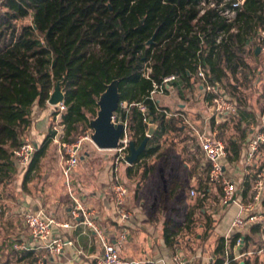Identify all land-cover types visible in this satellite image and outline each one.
Segmentation results:
<instances>
[{"label": "trees", "instance_id": "trees-1", "mask_svg": "<svg viewBox=\"0 0 264 264\" xmlns=\"http://www.w3.org/2000/svg\"><path fill=\"white\" fill-rule=\"evenodd\" d=\"M213 1L217 6L222 2ZM203 3L209 0L6 1L0 8V185L12 183L18 172L25 170L15 165L13 151L23 144L35 116L49 108L59 82L65 93V111L57 109L52 114L49 132L36 149L26 179L54 140L56 117L62 114L63 142H76L92 131L100 97L114 81L119 82L121 94L116 115L127 122L128 135L137 147L149 129L145 118L153 119L160 129L187 128L181 115L167 119L168 109L151 98L154 86L162 85L170 76L177 77L170 87L183 101L193 93L199 82L198 71L203 69L208 82L219 84L229 98L249 106L248 91L258 85L264 68V56L262 52L258 55V48L264 50L259 35L264 30V0H245L232 23L220 16L217 8H204ZM227 6L231 7V2ZM221 34L225 37L217 43ZM125 103L128 111L122 107ZM224 129L225 125H220L221 136ZM225 143L229 161L239 160L241 143L233 137ZM156 150L146 148L136 164ZM251 168L257 171L261 167ZM245 188L247 194L251 179ZM196 208L202 210L205 203H198ZM198 224L193 217L188 219L183 233H192ZM211 226L208 220L207 233ZM257 230L258 226L250 235H235L231 246L243 237V251L247 252ZM170 233L167 229L166 242L175 251L179 240ZM225 247V238H221L214 251V264L226 262ZM38 258L36 251L11 249L0 257V264H35ZM245 260L246 264H257Z\"/></svg>", "mask_w": 264, "mask_h": 264}, {"label": "crops", "instance_id": "crops-1", "mask_svg": "<svg viewBox=\"0 0 264 264\" xmlns=\"http://www.w3.org/2000/svg\"><path fill=\"white\" fill-rule=\"evenodd\" d=\"M261 52L264 54V50H260ZM258 81L259 85V83L264 81V78L258 77ZM171 89L174 90L173 88ZM199 90L204 95L205 100L207 99L206 103L209 104V98L200 84ZM191 95L193 93L188 95L187 101L181 100L176 91H169L168 94L156 97L157 103L162 108L168 109L166 111L169 115L167 119L181 115L187 124V128H183L181 131H173L170 127L160 129L155 124L157 130L155 135L149 139L150 142H148L147 148L150 147L157 150L152 156L141 160L139 164L129 165L125 162H116L117 155L107 154V152L113 151L99 150L94 144L90 146L89 151L82 157L79 167L72 173L69 179L68 183L71 186L72 194L79 198L90 211L98 213L99 220L103 223L114 241L113 238L117 227L114 222V201L109 190V185L116 177L122 183L126 182L125 184H127L129 190L128 206L134 214V228L127 242L120 249L121 258L126 262L152 261L154 264H172L173 255L177 251L182 252V243L191 244L192 236L195 235L200 242L203 244L210 243L212 247L210 254L205 256L202 253L197 254L196 257L200 259V264H214V251L221 238H225L226 257L227 253H229L231 257L237 258L233 263L246 264L245 259L247 258L251 259L252 263H258L264 255V252L262 254L258 253L262 248L259 230L253 235V240L250 242L247 252L243 251L246 244L243 247H236V244L231 246V239L237 235L230 231L231 225L238 214L236 205H232L236 208L232 214L230 213L233 207L230 206L228 209H222L223 214L219 219L215 217V220H213L208 215L207 204L212 200H221V189L219 186L209 184V169L205 165L204 156L201 152L195 130L216 133L222 139L219 130L222 123L219 122L217 124L214 121H209L210 115L208 116L201 112L197 119L194 118L187 111V105L182 103L188 102ZM48 110L49 108L43 112H39L35 116L33 126L27 132L36 138L33 140V143H35L37 148L40 142H44L52 123V115L47 113L49 112ZM244 113L250 114L251 112ZM241 119L243 118L240 117ZM213 122L214 124H212ZM229 137H233L235 141L241 143L242 155L237 161H229L227 157L225 165L232 178L238 184L239 193L237 199L247 201L251 190L246 194L245 185L248 181L250 182V179L252 181L253 176L249 172L251 167H247L245 163L246 149L244 144L251 137L250 125L246 129H243V127L236 128L233 135L226 136V139ZM226 139L223 138L225 141ZM51 144L59 146L54 140ZM40 164L41 161L37 167ZM255 166L257 165L255 164ZM59 168L62 173V159H60ZM36 170L33 172H36ZM29 177L25 179V183ZM191 191L205 192L206 198L202 199L197 195L192 196L189 193ZM28 195L26 197L28 204L25 205V208H31L35 212L44 209L48 214L55 216L62 223H66L69 220L75 205L73 201H70L71 205H68L67 202L57 201L54 205L47 204L44 206L35 201L31 194ZM181 201L191 202L193 206L189 213L186 214L185 221L179 224L186 226L188 219L192 217L195 219L198 214L197 212H199L203 220L200 225L198 224L197 228L202 229L204 231L203 234L198 235L195 233V230L192 233L188 231L187 234H184L185 227L176 224L177 221L172 216L174 211L169 205L172 203L180 205ZM201 202L205 203V208L198 210L196 207ZM200 211H202L203 216ZM208 220L212 223L210 233H207L205 227ZM177 227L182 231L178 232ZM254 227L256 225L246 228L242 234L244 236L250 235ZM167 229L171 231V238L175 237V239L179 240L178 244L180 247L175 251L169 248L166 242L165 235ZM54 236L71 241L73 246L66 247L62 259H50L48 264H96V259L103 253V249L98 243L94 232L86 227L55 229ZM19 240L12 241L11 239L12 250H15V243L23 241L38 245L31 238L30 234L27 237H19ZM255 247L258 248L256 249ZM31 251H36L39 258L45 254V250L40 248H34ZM249 253L254 254L239 258L242 254ZM189 261L193 264L191 260Z\"/></svg>", "mask_w": 264, "mask_h": 264}, {"label": "built area", "instance_id": "built-area-1", "mask_svg": "<svg viewBox=\"0 0 264 264\" xmlns=\"http://www.w3.org/2000/svg\"><path fill=\"white\" fill-rule=\"evenodd\" d=\"M8 0H0V8ZM231 2V7L227 3ZM245 0H222L219 6L216 2L209 0L208 4L203 3L204 8H217L220 16H222L228 23H232L237 16V9L244 5ZM205 10L201 11L204 14ZM234 31V30H233ZM261 39L264 41V30L259 32ZM225 37L221 34L217 40L220 43ZM150 69L146 71V77H149ZM200 86L205 91L209 98L210 104V118L209 121L219 123L231 117H240L244 112L254 111L250 107L242 106L237 99L229 98L221 89L219 84H211L206 78L203 69H199L197 74ZM258 77L264 78V68L259 73ZM177 80L176 76H170L164 80L162 85H155L154 90L151 92V98L156 99L159 95H165L166 91H170V85ZM259 82V81H258ZM123 109L128 111V105H122ZM61 113L65 111L64 103L58 107ZM144 115L146 110L142 109ZM56 117L54 130L56 132L54 141L59 145L62 156V173L69 182L72 173L79 167L83 157L84 146L87 141L92 142V134L80 136L74 143H64L65 127L61 123V115ZM167 114V113H166ZM256 123H251V137L244 144L246 149L245 163L247 167L257 165L261 167L258 169L251 181V194L247 201H240L237 199L239 188L238 184L232 178L231 174L226 168L225 161L227 159V145L224 140L218 138L217 134L211 132H201L195 130L201 152L203 153L205 165L209 169V184L219 186L221 189L220 206L222 209H228L232 205L238 208V214L234 219L230 231L233 234L242 233L246 228L256 225L259 228V237L262 248L258 252H264V165L260 166L256 162L258 154L264 149V115H257ZM167 117L169 115L167 114ZM120 118L116 115L113 116L114 123H120ZM125 125V133L119 142V148L114 150L117 152L116 162L127 163V157L130 155L131 139L128 135V124L122 120ZM144 123L149 127L150 123L147 118ZM146 131V136L148 133ZM93 143V142H92ZM36 145L26 137L20 148L13 151L14 163L17 167L27 169L35 157ZM70 185V184H69ZM71 189V186H70ZM109 190L114 201V222L116 223L117 231L115 232L114 241L110 234L104 227L103 223L99 220L98 213L90 211L86 206L77 198L71 197L74 202V208L71 212L70 218L66 223L57 220L53 215L48 214L44 209L35 212L31 208H24L22 216L26 229L28 230L31 238L38 244L34 245L29 242H18L14 244L16 251H30L32 249H43V254L35 264H48L50 259H62L65 254L66 247L73 246L71 241L65 240L62 237L54 236L55 229H72L79 226L86 227L94 232L98 243L103 249V253L96 259V264H154L152 261L146 262H126L122 260L120 249L127 242L133 226L134 214L128 206L129 190L127 186L122 183L117 177L110 183ZM192 196H198L202 199L206 198L205 192H191ZM245 240L240 237L236 241V247H243ZM254 253L242 254L239 258ZM237 258H233L227 253L226 262L224 264H232ZM172 264H191V262L184 257L181 251H177L172 257Z\"/></svg>", "mask_w": 264, "mask_h": 264}, {"label": "rangeland", "instance_id": "rangeland-1", "mask_svg": "<svg viewBox=\"0 0 264 264\" xmlns=\"http://www.w3.org/2000/svg\"><path fill=\"white\" fill-rule=\"evenodd\" d=\"M29 21L30 19L25 22L27 23ZM262 55L264 56V54ZM262 59L264 60V58ZM170 91L175 90L171 89ZM248 92L250 95V105L247 107H250L254 111V114L242 113L240 117L243 119L241 120L240 117H231L227 120L221 121L220 123L222 124L220 125H225L224 135H220L222 139H226V136L233 135L236 128L243 127V129H246V127L251 125V123H256V118L258 117L257 115H264V81ZM206 100L204 95L199 90V82H196L194 85L193 95L190 96L188 102L182 103L187 105V111L197 119L200 112L208 116L210 115V104H207ZM57 109L58 108L49 105V112L47 113L52 115L57 111ZM92 133L93 131L87 132L86 134L91 135ZM26 138L32 142L36 139L29 133H27ZM41 144L42 142L39 143V146ZM92 145L93 143L90 141L85 143L83 155L89 151V147ZM62 154L63 152L61 153L59 146L51 144L45 156L41 160V164L37 167L36 172L31 174L26 183L25 179L28 169L19 171L12 183L0 185V257H5L12 249L11 239L12 241H20L19 237L29 236L28 230L24 224L22 213H20V211L25 208V205L28 204L26 201V197L29 196L28 194H31L35 201L44 206L47 204L54 205L57 201L63 203L67 202L68 205H71L70 201L73 200L71 197L70 185L63 177L59 168V162L63 156ZM107 154L117 155V152H107ZM256 162L260 166L264 165V150L258 154ZM249 172L250 175L254 176L256 170L250 168ZM125 185L127 186V184ZM191 192H189L190 195H192ZM181 202L182 203L180 205L176 203L169 205L174 211L172 216L177 221V225H182L179 223H183L185 221L186 214L189 213L193 206L191 202ZM231 207H233V209L230 214L236 210L234 206ZM207 209L208 215H210L213 220H215V217L219 219L223 214V210L220 206V200H212L211 202H208ZM197 213L195 222L198 224L201 223L203 218L199 215V212ZM183 227L186 228L187 225ZM175 231L177 232V230ZM179 231L181 232L182 230L178 228V232ZM195 233L200 235L203 234L204 231L197 228L195 229ZM255 248L257 249L258 247ZM181 249L184 257L191 260L193 264H200V259L196 257L197 254L202 253L203 256L210 254L212 247L210 243L203 244L194 235L192 236V243H182ZM261 258L262 259L258 261L257 264H264V261H262L264 260V255Z\"/></svg>", "mask_w": 264, "mask_h": 264}, {"label": "water", "instance_id": "water-1", "mask_svg": "<svg viewBox=\"0 0 264 264\" xmlns=\"http://www.w3.org/2000/svg\"><path fill=\"white\" fill-rule=\"evenodd\" d=\"M153 41L150 42V44ZM260 48H258V54ZM121 94L119 92V82L114 81L108 87L106 92L100 97L98 102L99 112L95 120L91 122L92 127V142L102 151H114L119 148V142L125 133V125L120 120V123L113 122V116L120 107ZM65 101V93L61 89V82L57 83L54 92L52 93L48 104L52 107H58ZM150 126L144 142L137 147L132 141L130 144V155L127 157V163L133 165L137 163L142 153L146 150L149 139L152 138L157 130V127L150 119ZM244 264V263H242Z\"/></svg>", "mask_w": 264, "mask_h": 264}]
</instances>
